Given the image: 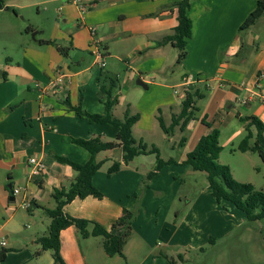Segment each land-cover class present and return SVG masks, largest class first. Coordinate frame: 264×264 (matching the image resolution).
<instances>
[{
  "label": "crops",
  "instance_id": "1",
  "mask_svg": "<svg viewBox=\"0 0 264 264\" xmlns=\"http://www.w3.org/2000/svg\"><path fill=\"white\" fill-rule=\"evenodd\" d=\"M175 1L86 0L88 10L84 13L71 0L5 1L17 13L0 10V49H5L7 56L6 62L0 61V241L6 242L5 246L0 244V252L10 250L0 264H54L53 250L52 254L50 250L37 254L42 250L37 240L46 234H41L40 225L29 215L37 218L46 213V199H54L56 190L68 189L77 176L56 156L85 164L91 154L73 143V138L115 141L119 131L115 124L92 123L78 116L65 100L90 114H104L100 87H108L113 80L116 86L112 94L118 100L113 116L123 119L127 111L139 113L133 127L135 139L148 146L152 142L160 156L156 140L163 139L180 154L178 158L172 154L161 157L175 162L165 165L149 186H144L145 174L132 165L138 157L109 177L108 168L122 158V151L100 153L99 160L106 162L94 175L93 183L104 197L76 198L64 206V212L109 230L124 208L137 210L142 203L143 209L123 242L124 256H108L101 236L83 238L75 226L63 229L60 241L65 263L169 264L162 256L166 255L180 264L188 261L190 251L209 242L211 236L202 232L204 222L199 215H183L175 188L190 168L184 164L188 153L203 136L220 132V162L226 146L246 130V123L238 125V121L256 117L264 124V15L241 33L240 26L256 8L257 0H191L188 14L193 32L187 42V56L178 64V50L171 43H161L178 25L177 8H165ZM27 7L37 8L35 20H29L30 32L18 23L20 10ZM41 16L43 21L37 22ZM47 41L67 48V55ZM95 42L101 47V60L93 52ZM59 73L68 78L53 85ZM138 78L148 90L137 85ZM190 88L203 94L197 102V117L185 132L176 128L168 139L157 119L159 111L170 125ZM228 128L230 138L222 143ZM252 131L256 134L254 127ZM183 136L187 141L180 147ZM31 158L44 164L39 175H29ZM157 166L155 162L151 170ZM18 186L24 191L11 200L12 190ZM207 199L213 204L210 197ZM25 200L31 202L29 209L20 206ZM222 205L245 219L246 214L233 204ZM219 220L223 225L221 217ZM230 229L228 226L219 236ZM179 255H183L182 261L177 260Z\"/></svg>",
  "mask_w": 264,
  "mask_h": 264
},
{
  "label": "trees",
  "instance_id": "2",
  "mask_svg": "<svg viewBox=\"0 0 264 264\" xmlns=\"http://www.w3.org/2000/svg\"><path fill=\"white\" fill-rule=\"evenodd\" d=\"M190 6L191 0H178L165 7L169 9L177 8L178 10V25L161 42L165 44L171 43L178 50V64H181L187 56L186 46L193 32V22L188 14ZM10 10L17 13L16 9L12 7ZM263 15L264 0H257L256 8L240 26V32L242 33L249 29ZM31 30L32 28L28 27L26 31L30 32ZM47 43L53 44L62 55H67V48L61 47L57 42L47 41ZM115 86L116 84L113 80L108 87H100V94L105 103L104 114H90L81 107L72 106L68 98L65 100L69 108L75 111L78 116L87 118L92 123L115 124L119 127V131L115 141H104L100 137L91 139L73 138V143L86 149L91 154L89 161L85 164L78 163L67 157L56 156L59 162L71 166L77 172V176L68 189L56 190L53 193L56 204L55 208L46 209V214L50 218L48 233L37 240L42 246V250L37 254L45 250H53L54 264H66L61 255L60 233L63 229L70 226H75L83 238L101 236L103 238L104 250L108 256H124L123 242L131 234L133 223L137 218V210L124 208L121 216L113 223L109 230L96 222L76 218L64 212V206L76 198L85 199L93 196L102 199L104 197V194L93 183L94 175L106 162V160H99L98 156L100 153L115 151L117 149H121L122 151V158L120 160L115 159L108 168L107 174L109 177L118 173L123 165L130 164L135 158L141 155L155 154L157 156L158 166L155 171L147 175L146 181L144 180L143 182L144 186H149L150 180L165 165L175 162L173 159L169 161L163 160L156 146L150 148L142 140L138 141L135 139L133 136V127L140 119L139 113L131 115L127 111L123 119H116L113 116V108L118 102L117 97L112 94ZM201 98H203V94L199 89L195 90L194 88H190L186 91L182 109L180 113L173 115L170 125H166L159 111L157 119L167 137L172 136L176 128H179L181 132H185L188 123L197 117L199 110L197 102ZM241 120L246 123L245 129L247 134L239 144L237 150L258 153L264 162V124L256 117H244ZM202 122L206 124V119H202ZM253 127L256 129V134L252 131ZM219 135L220 132L214 130L210 134L203 136L194 150L188 153L184 164L190 166L195 171L207 174L211 194L218 204L221 205L225 202L233 204L237 209L246 214L247 220L250 222L264 219V192L257 190L250 183H241L235 180L230 167L219 162V156L223 150ZM253 139L254 142L252 143ZM186 141V137L183 136L179 142V146L183 147ZM90 226H93L92 230H89ZM214 240L215 238L213 237L209 238L210 243H213ZM200 250L203 251L204 248ZM9 251L3 249L0 252V262L6 259ZM162 256L169 264H178L176 260L166 255ZM177 260L182 261L183 255H179Z\"/></svg>",
  "mask_w": 264,
  "mask_h": 264
},
{
  "label": "rangeland",
  "instance_id": "3",
  "mask_svg": "<svg viewBox=\"0 0 264 264\" xmlns=\"http://www.w3.org/2000/svg\"><path fill=\"white\" fill-rule=\"evenodd\" d=\"M4 1H6V3H23L25 1L31 2L32 0ZM36 13V7H27L20 10L18 23L28 28L29 24L32 22L29 20H31V18L35 20L33 16H35ZM36 21L42 22L43 16L38 17ZM15 48L17 50L16 46ZM4 50L0 49L1 62H6L7 56ZM237 123L238 125H244L243 122L238 121ZM230 134L231 129L228 128L222 135V143L227 142L230 138ZM245 135L246 130L241 137L226 146L221 155L220 162L231 167L235 180L241 183H250L254 185L257 190L264 192V162L260 155L258 153H243L237 150ZM167 138L169 139L171 137ZM156 142L161 150L162 158L164 156H169V154L178 158L180 150L176 148L177 151H172V149L168 147L166 140L159 139L156 140ZM149 145V147H152V142H149ZM155 162L157 163V156L155 154L141 155L133 162L132 165L139 167L143 171V174H145L143 182L144 180L146 181L147 175L152 172V165ZM180 178L175 188L174 195L177 193L176 198L178 197V206L181 208V211H183V215L189 214L192 216L193 213L199 215L198 219L204 222L202 225L204 226V230L202 232L215 238L213 243L207 242L203 245V251L200 249L190 251L191 255H188V261L180 264H264V219L250 222L246 217L243 219L241 216H237L235 213L230 212L229 210L231 208L228 205L224 206L222 204H217L211 193L208 192L210 191L209 182L207 174L204 172L195 171L190 167L187 173L181 175ZM207 197H210L213 204L209 202ZM46 200H48L46 201V206H48V208H55L54 199L47 198ZM218 206L220 207L219 211L217 209ZM140 208L143 209L142 203H139V207L137 208V218ZM19 209L23 210L21 208ZM29 217L33 219L35 224L37 223V226L40 225V230H43L41 234H47L50 218L46 213H42L41 216L37 218L34 214L29 215ZM219 217H221L223 225H221ZM228 226L231 227L230 231L219 236ZM50 253L52 254L51 250ZM48 259L49 261L51 260V258Z\"/></svg>",
  "mask_w": 264,
  "mask_h": 264
},
{
  "label": "built area",
  "instance_id": "4",
  "mask_svg": "<svg viewBox=\"0 0 264 264\" xmlns=\"http://www.w3.org/2000/svg\"><path fill=\"white\" fill-rule=\"evenodd\" d=\"M72 3L76 4V6L79 8V10L84 13L86 10H88V5L86 4V0H71ZM92 31H95V27L92 28ZM93 47L95 48L94 54L96 55V58H98L99 60H101L103 58L102 56V52H101V47L99 46L98 43H93L92 44ZM102 66L105 65L104 62H102L101 64ZM68 78L67 75L63 74V73H59L58 77L56 78V81H54V83H52L53 85H58L60 83H64L65 79ZM191 80H188L186 83L189 84ZM30 163V176H36L39 175L43 168H44V164L42 163V161L36 159V158H31L29 160ZM24 191V187L23 186H18L16 188H14L12 190V194L14 196H18L20 194H22ZM20 206L24 209H29L31 207V202L29 200H25L23 201ZM1 246H5L6 242L4 240L0 241Z\"/></svg>",
  "mask_w": 264,
  "mask_h": 264
},
{
  "label": "water",
  "instance_id": "5",
  "mask_svg": "<svg viewBox=\"0 0 264 264\" xmlns=\"http://www.w3.org/2000/svg\"><path fill=\"white\" fill-rule=\"evenodd\" d=\"M9 9H10V7L5 5V1L0 0V10L8 11ZM136 83H137V85L143 87L146 90L149 89V86L141 78H138L136 80ZM118 153L121 154V150H118ZM119 157H121V156L119 155ZM9 188H11V187L9 186ZM14 199H15V196L12 195L11 200H14Z\"/></svg>",
  "mask_w": 264,
  "mask_h": 264
}]
</instances>
